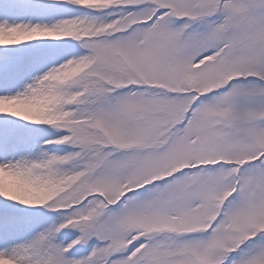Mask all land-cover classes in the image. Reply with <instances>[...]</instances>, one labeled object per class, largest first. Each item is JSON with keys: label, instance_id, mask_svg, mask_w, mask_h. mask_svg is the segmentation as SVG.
Masks as SVG:
<instances>
[{"label": "snow or ice", "instance_id": "6c2138e0", "mask_svg": "<svg viewBox=\"0 0 264 264\" xmlns=\"http://www.w3.org/2000/svg\"><path fill=\"white\" fill-rule=\"evenodd\" d=\"M0 264H264V0H0Z\"/></svg>", "mask_w": 264, "mask_h": 264}]
</instances>
